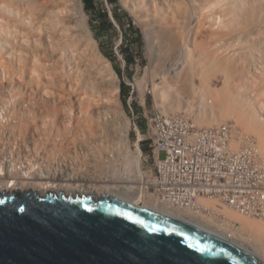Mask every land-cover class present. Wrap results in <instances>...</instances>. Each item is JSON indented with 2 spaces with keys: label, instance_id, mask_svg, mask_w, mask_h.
Instances as JSON below:
<instances>
[{
  "label": "bare ground",
  "instance_id": "6f19581e",
  "mask_svg": "<svg viewBox=\"0 0 264 264\" xmlns=\"http://www.w3.org/2000/svg\"><path fill=\"white\" fill-rule=\"evenodd\" d=\"M68 1L0 0V193L33 191L46 197L55 192L57 196L66 195V198L85 195L94 199L112 195L137 206L145 203L144 208L183 220V213L161 205L151 191H146L148 181L145 180L147 174L143 171L140 160L143 156L139 147L140 140L136 143V163L133 165L129 158V162L125 163V172L121 175L113 172L112 167L116 161L119 162L122 157L125 161V156L130 157L131 154L127 155V149L124 148L127 152L123 151L121 146V141L128 136L129 122L118 107L119 79L111 63L101 55L100 60L105 62L109 69L106 71L111 72L110 76L113 77L110 80L111 86L101 80L100 72L98 73L101 69H98V65V70L95 69V65L89 60V53H85L81 40L83 38L78 34L77 27L84 15L82 1L78 0L80 8H75L78 12H73ZM135 1L142 12L148 14L145 19L140 17V20L144 23L152 62L156 42L152 31L159 25L163 30L162 34H165L162 36L165 38L164 42L161 41L160 44L162 56L159 65L162 70L158 67L161 71H158L159 75L169 85L174 84L176 89L179 84L185 86L177 91L174 86V90L167 86L177 92L172 95L174 98L178 96L174 101L177 102V98L186 92L191 93L193 80L196 79L191 74L193 70L198 69L197 77H203V80L199 78L201 83L210 84L209 80L204 81L207 77L205 78L203 71L209 67V62L215 61L220 63L224 72L230 71L223 82H230L233 86L232 95L242 97L244 104L239 108L236 101L231 98L228 100V96L222 102L221 94L215 95L219 92L215 89V92L210 91L212 86L209 88L208 85L206 88L216 96V100L211 97V93H208V98L211 97V101L213 98L215 103L212 101L210 104V101L208 105L211 107L207 105L208 110L204 104L205 111H202V107L197 114L221 116L223 112L237 110L232 111L236 115L234 117L239 114L240 117L237 118L248 117L256 124L258 134L263 135L264 55L247 40L255 36L254 28L263 18L262 7L256 5L254 0ZM147 8L154 11L147 12ZM79 16L81 21L78 23ZM250 51H257L259 54L252 58L249 57ZM99 53L98 50V55ZM250 60L252 68L240 70L241 63L245 61L246 64ZM95 61L96 59L92 62ZM254 68L262 70V77L254 76ZM215 79L218 77L215 76ZM214 81L211 84H215ZM105 84L111 88H107ZM170 88L168 90L164 87L162 92L159 90L164 100L168 99L165 97L169 96L167 94L170 93ZM201 94L199 96L205 95ZM186 95L184 97L189 96ZM167 107L168 105L162 109L169 113L177 110L176 107ZM196 110H199L198 105ZM250 121L247 123L251 124ZM250 126L249 129L254 127ZM255 133L257 137V131ZM236 139L237 135H233L232 140L235 142ZM263 141L264 139L260 141L262 146ZM237 143L232 147L233 152L239 148V144L243 146V143ZM253 148L259 154L257 167L263 169L261 150L256 145ZM243 158L242 155L241 161L239 160L241 163L237 166L242 164ZM230 184L232 180L226 187ZM258 200L264 203V191L259 193ZM201 202L221 209L231 223L223 219V225L211 226L192 218V215L190 217L197 224L183 221L225 236L215 234L251 252L264 264L263 212L261 216H255L252 211L241 213L218 200L203 199ZM247 207L252 208L251 202L247 203Z\"/></svg>",
  "mask_w": 264,
  "mask_h": 264
},
{
  "label": "water",
  "instance_id": "95a60500",
  "mask_svg": "<svg viewBox=\"0 0 264 264\" xmlns=\"http://www.w3.org/2000/svg\"><path fill=\"white\" fill-rule=\"evenodd\" d=\"M0 264H263L214 233L112 195H0Z\"/></svg>",
  "mask_w": 264,
  "mask_h": 264
},
{
  "label": "rangeland",
  "instance_id": "374dc122",
  "mask_svg": "<svg viewBox=\"0 0 264 264\" xmlns=\"http://www.w3.org/2000/svg\"><path fill=\"white\" fill-rule=\"evenodd\" d=\"M81 1H82L83 13L85 16L84 15L82 16L83 20H82V22H80L79 27H77V29L79 28V30H78L79 33L78 32L77 33L79 34L80 38L84 39V40L83 39H81V40L84 43V49H86L85 53L90 54V55L87 54L88 56H90V59L89 58L88 59L91 60V63H93V66L95 65L94 66L95 69H97L96 65H98V67H99L98 69H101V70L97 69L98 73L100 72L99 75H100L101 80L106 84L108 83L107 85H110V82H111L110 80H112L113 77H112V75L110 76L111 72L110 73L108 72L109 69H108L107 65L104 64L105 62H103V60L101 59L103 62V64H102V62L100 60L101 55L111 63L113 70L115 71V73L118 76L119 85H120V93H119V101L120 102L118 104L119 105L118 107L123 112V115L127 118L128 122H129L128 123L129 129H128V133H127L128 136L126 135L125 139H123V141H121V146H123L122 147L123 151H126V149H127V151H128V152L126 151L127 155H129L130 153L131 154H130V157L125 156L126 162L123 159L124 157H122L120 159V161L118 160L119 162L116 161V164L112 167V170L114 169L113 172H115L117 175H119V173H120V175H121L123 172L126 171L127 167L125 166V163L127 164V161L129 162V158L132 159L131 162H133V165L137 161V160L135 161V156L137 155V152H138L137 147H136V143L138 142V137H137V132L135 131V124H137L142 129V134L145 135V141L139 143V147L143 151V153H142L143 156L140 159L142 161V163H141L142 169L146 173L151 168H153L154 162H153L152 158L149 157V159H148V157H147L149 154L152 155V151H153V148L150 146L151 141H149V138L147 137V132H146V128H147V124H148V118L147 117H152L154 115V113H156V111H158V110H162V111L166 112V109L163 110L162 108H164V106L166 108L167 105H168L167 108H169V106L174 107V108L176 107L177 110H175L173 113H177V112L178 113H186L191 119H193V121L196 123V125L200 126V127H213V126L224 125V124L231 125L234 129L235 134L237 135L239 142L243 143V145H244L248 139H252L253 143L256 145V147L257 148L259 147V149L261 150L260 153L264 159V155H263L264 153L262 154V152H264L263 151L264 146H262L260 143V141L264 139V138H262V137H264L263 136L264 133H263V135L258 134L259 131L257 130V127L255 128L256 124L252 123V121H250V119L248 117L243 116L241 118H237L238 116L240 117V114L237 115V117H234L235 114L233 115L232 111H235V110H232V109L230 111H228L227 113L223 112V114L221 116H220V114L213 115V116L212 115H208V116L206 115L205 116L201 113H200L201 115L197 114L198 112L201 111L202 107H203L202 111H205L204 110V108H205L204 104H206V108H207L208 103L211 101L210 98L214 97L210 91L215 92L214 89L219 92V93H215V95L221 94L220 100H222V102L223 101L225 102L227 100L226 98L229 97L228 100H230V98H231V99H233V101H236L239 108H241V106L244 104L242 101V97H236V96L232 95L233 94V86L230 84V82L228 83V81H227V82H225L226 84L223 82L224 81L223 79L225 78V76L230 73L229 70H227V72H224L225 70L220 67V63H217L215 61L213 63L209 62V67H208L209 69L208 68L205 69L203 71V73L205 74L204 75L205 78L206 77L208 78V79L206 78L207 80L205 79L204 81L206 82L209 80L210 84L207 83L210 86L209 88H211V86H212L213 90L209 89L210 91L206 88L208 86V85H206V83L205 84L201 83L203 80V77L202 78L197 77L196 74L198 73V71H197L198 69H196L197 72L195 70H193L195 73L193 71H191V74L196 76V79L193 80V84L191 86L192 87V89L190 90L191 93L186 92L187 95L189 94L188 97H184V95H186V93H184V95L182 97L177 98V100H178L177 101L178 103H177L174 101V99H176V97H178V96H176L175 98H174V96L172 97V95H175L177 93V92L175 93L173 91L174 90L173 89L174 84H173V86H172V84L169 85L166 81H163L159 75V72H161V71H159L161 69V67L159 65L160 64L159 59H161L160 56H162L161 55L162 50H160L162 48L160 47L161 46L160 44H161V41L164 42L165 38H163L162 36H164L165 34H162L161 31H163V30L160 28L159 25L156 26V28L152 25L155 28L154 31H152V32H153V36H155V41H156L154 43L155 46L153 47V49L155 48V53H153L152 57L154 60L152 62L151 52L148 49V46H147L148 44H147V40L145 37V31H144V27H143L144 23L142 22L143 23L142 24L141 23L142 20H140V17L145 19L146 15H148V14H146L145 12L144 13L142 12V10L138 7V4H137L138 2H136L135 0H124V2L122 0H118L119 1L118 13L121 15V18H123L125 20H126L125 13L127 15H129L133 20V25L136 27V29H139V31L141 32L142 39H141V49L140 50H139L138 43L134 42L136 40H132L131 38H130L131 40L129 41L127 46L122 45L123 44L124 30L118 23H116L115 19L113 18L114 8L109 2H107V0H98L99 1L98 7L102 11H105L108 14L109 18L112 19V21L115 23L114 28H112L110 30V32H108V33H100V35H99L100 39H96L95 30H97V27H98L97 24H98L99 20L97 17H95L94 14H89L86 12L84 0H81ZM254 3L256 5H260L262 7V10H261L262 13L261 14L263 15V18H261V20L259 22L260 24L258 23L256 25V27L254 28L255 36L248 38L247 40H248V42H250V44L252 46H254V45L256 46V48L258 49V52H261L264 55V0H256V1L254 0ZM68 4L72 5V6H70V5L69 6L73 7V9H72L73 12L75 11V8L76 9L80 8V6H79L80 4H79L78 0H71V1L69 0ZM77 4H78V6H77ZM75 5H76V7H75ZM149 8H147V12L152 13V11H154V10L150 11L152 8L151 9H149ZM76 11L78 12V10H76ZM80 16L78 18L79 19L78 23H79V21H81ZM150 18H151V16H150ZM124 23H126V21H124ZM153 27H151V29ZM127 28H128V25L126 26V29ZM87 29H88L89 33H88ZM159 32H161V35ZM90 36H92V38ZM160 36L163 38V40ZM132 43H134V44H132ZM88 47H89V49H88ZM122 47L125 49V53L129 54V57H133L134 62L132 65L127 64V62L124 58V55L121 52ZM102 49H104L107 53H110L113 51L116 54L117 60H116L115 64H113L106 57V55H104ZM98 50L100 52L99 53L100 56L98 55ZM250 53L251 54H249V57H252V58L256 57V55L259 54V53H257V51L256 52L250 51ZM91 56H92V59H91ZM94 59H96V61H97V62L95 61L96 64H94L95 62H92ZM246 62H247L246 64H245V61H243V63H241L240 70H245L246 68H249V67H250L249 69L252 68L251 67L252 60H250V62H248V61H246ZM257 65L259 66L260 63H258ZM107 69H108V71H106ZM261 71L262 70L260 68H257V70L254 68L252 72L255 73L254 76H259V77L261 76L262 77ZM101 74H102V76H101ZM215 76L218 77V79H215ZM111 77H112V79H111ZM199 78L202 80H200ZM214 79L216 80V82L214 81ZM199 80H200V82H199ZM218 80H220L221 82L220 81H219L220 83L217 82ZM211 81H214L215 84L213 82H212V84H214L215 86L217 85V86L215 87L214 85H212ZM165 83H166V86H164ZM106 84H105V86L107 87ZM122 84L125 85V91H122V88H121ZM202 84H203V86H202ZM168 85L171 86V88L173 90L170 87H167ZM222 85H223V87H222ZM181 86L183 87V84H179V88H177V89L182 90ZM200 86H202V87L200 88ZM164 87L168 88V90L170 88V93L167 94L169 96L165 97L166 99L170 98V100L167 99L168 101L163 99L164 98L163 94H159L160 91L162 92V88H164ZM177 87H178V85H177ZM107 88H111V87L108 86ZM174 88L176 89L175 86H174ZM219 88H220V90H219ZM177 89L175 91H177ZM205 89H206V91L204 92ZM198 90L200 91V93H202L201 95H203V94H205V95L199 96L200 93ZM109 91H111V90H109ZM192 93H193V95H192ZM208 93L209 94L211 93V95H212V96L210 95L211 96L210 98H208V96H209ZM226 94H228V95H226ZM206 96H207V98H206ZM215 97H214V99H215ZM188 98H190V99H188ZM191 99H193V101L195 99V101L193 102V101H191ZM198 100L202 102V105H199V104H201V102L199 103ZM206 100L208 102H206ZM171 101H174V102H171ZM212 101H213V98H212ZM212 101L210 102V104L212 103ZM214 101H213V104L215 103ZM185 102H187V103H185ZM204 102H206V103H204ZM164 103L166 105H164ZM173 104H176V106L175 105L173 106ZM196 104L198 105L199 110H196V108H197ZM161 105H163V106H161ZM199 106H201V107H199ZM208 106L211 107L210 105H208ZM192 107L193 108L195 107V109H191ZM206 110H208V108ZM235 112H237V110ZM166 113H169V112H166ZM170 113H171V111H170ZM225 114L228 116L226 117ZM229 114L231 116H229ZM208 117H211L212 119L210 120V119H208ZM235 118H237L238 121ZM239 119H240V121H239ZM241 120L244 123H242ZM249 121L251 122V124L247 123ZM246 124H248L249 126L254 125V127L251 128V126H250L251 129H249V126L247 127ZM252 129L255 132L257 131V134L259 136H262V137H259L258 135L256 137L255 136L256 133L251 131ZM122 142H124V143H122ZM125 143H126V145H125ZM263 143H264V141L262 142V144ZM124 148H126V149H124ZM165 157H166L165 152H161L160 158L163 160V159H165ZM126 158H127V160H126ZM136 158H137V156H136ZM145 177H146L145 180L147 182L148 181L147 176L145 175ZM146 188H147V184H146ZM146 191H148V190H146ZM28 194L34 195L35 197H39L42 199L45 198V197H43V196H41V195H39L33 191H19V190H17V191H13L11 193H4V194L0 193V195H5V196L28 195ZM48 196H57V195L55 194V192H51L46 197H48ZM64 197H66V195H64ZM68 198H75V197L70 196ZM144 204L145 203H139V205L142 207H144ZM231 213L233 214L234 212H231ZM235 214L236 213H234V215ZM238 215H236V216L238 217ZM236 216H234V217L236 218ZM239 216H241V215H239ZM243 218H245V217H243Z\"/></svg>",
  "mask_w": 264,
  "mask_h": 264
},
{
  "label": "built area",
  "instance_id": "2783aa9c",
  "mask_svg": "<svg viewBox=\"0 0 264 264\" xmlns=\"http://www.w3.org/2000/svg\"><path fill=\"white\" fill-rule=\"evenodd\" d=\"M147 118L146 132L153 148L147 157L154 164L146 172V189L161 205L211 226L223 225L226 216L217 207L203 205V199L218 200L241 213L264 215V203L258 200L264 191V168L257 167L259 154L252 139L233 152L236 134L231 125L200 127L186 113L162 110ZM135 131L138 140L145 141L137 124ZM161 152L166 154L163 160ZM239 155L244 158L237 166ZM230 180L232 184L226 187ZM248 202L252 208L247 207Z\"/></svg>",
  "mask_w": 264,
  "mask_h": 264
},
{
  "label": "trees",
  "instance_id": "16d2710c",
  "mask_svg": "<svg viewBox=\"0 0 264 264\" xmlns=\"http://www.w3.org/2000/svg\"><path fill=\"white\" fill-rule=\"evenodd\" d=\"M109 2L114 10H113V18L115 19L116 23H118L124 30L123 33V46H127L129 41L136 40L134 42L138 43L139 50L141 49V39L142 35L139 29H136V27L133 25L132 18L125 13L126 20L121 18V15L118 13L119 10V1L118 0H107ZM98 0H84L85 10L89 14H94L95 17L98 18L99 22L97 24V30H95V37L96 39H100L99 35L100 33H108L112 28H114V22L112 19L109 18L108 14L105 11H102L98 7ZM126 21V23H124ZM128 25V28L126 29V26ZM131 38V39H130ZM134 44V43H132ZM127 50V49H126ZM104 55L113 63L115 64L117 60L116 54L112 51L110 53H107L104 49H102ZM122 54L124 55V58L128 65H132L134 60L133 57H129V54L125 53V49L122 47L121 49ZM128 52V51H127ZM122 91H125V85L122 84Z\"/></svg>",
  "mask_w": 264,
  "mask_h": 264
},
{
  "label": "crops",
  "instance_id": "0c3cea01",
  "mask_svg": "<svg viewBox=\"0 0 264 264\" xmlns=\"http://www.w3.org/2000/svg\"><path fill=\"white\" fill-rule=\"evenodd\" d=\"M183 215V214H182ZM182 218H183V220H187V221H190V222H192V223H194V224H197L196 222H194L193 220H192V218L190 217V218H186L185 217V215H183L182 216ZM215 234H218V233H215ZM218 235H221V234H218ZM222 237H225V236H223V235H221ZM236 243V242H235Z\"/></svg>",
  "mask_w": 264,
  "mask_h": 264
}]
</instances>
